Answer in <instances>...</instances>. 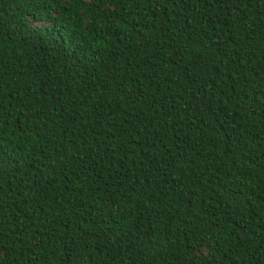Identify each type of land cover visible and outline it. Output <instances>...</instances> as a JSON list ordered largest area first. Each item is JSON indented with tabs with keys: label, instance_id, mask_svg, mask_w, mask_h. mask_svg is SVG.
I'll use <instances>...</instances> for the list:
<instances>
[{
	"label": "trees",
	"instance_id": "16d2710c",
	"mask_svg": "<svg viewBox=\"0 0 264 264\" xmlns=\"http://www.w3.org/2000/svg\"><path fill=\"white\" fill-rule=\"evenodd\" d=\"M0 264H264V0H0Z\"/></svg>",
	"mask_w": 264,
	"mask_h": 264
}]
</instances>
